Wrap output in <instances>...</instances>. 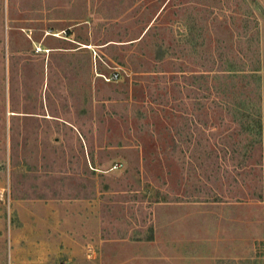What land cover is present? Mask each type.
Segmentation results:
<instances>
[{
    "label": "rangeland",
    "instance_id": "1",
    "mask_svg": "<svg viewBox=\"0 0 264 264\" xmlns=\"http://www.w3.org/2000/svg\"><path fill=\"white\" fill-rule=\"evenodd\" d=\"M0 264H264V0H0Z\"/></svg>",
    "mask_w": 264,
    "mask_h": 264
},
{
    "label": "built area",
    "instance_id": "2",
    "mask_svg": "<svg viewBox=\"0 0 264 264\" xmlns=\"http://www.w3.org/2000/svg\"><path fill=\"white\" fill-rule=\"evenodd\" d=\"M119 74L118 73H114L113 75H111L110 77H108V80H118L119 79ZM118 166V165H117Z\"/></svg>",
    "mask_w": 264,
    "mask_h": 264
}]
</instances>
